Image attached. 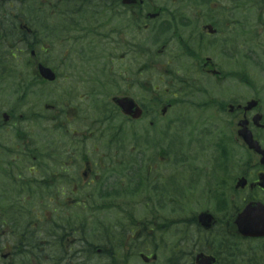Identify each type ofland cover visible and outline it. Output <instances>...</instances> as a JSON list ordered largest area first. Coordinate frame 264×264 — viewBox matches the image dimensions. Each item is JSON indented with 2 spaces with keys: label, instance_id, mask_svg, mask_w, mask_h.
Segmentation results:
<instances>
[{
  "label": "flooded vegetation",
  "instance_id": "1",
  "mask_svg": "<svg viewBox=\"0 0 264 264\" xmlns=\"http://www.w3.org/2000/svg\"><path fill=\"white\" fill-rule=\"evenodd\" d=\"M0 8L13 14L0 17V264H132L139 258L113 249L128 254L141 234L161 230L169 242L148 243H178L173 264H196L198 253L211 264H264V254L241 250L251 239L235 224L246 206L264 208V0ZM143 71L160 74L147 83L158 94L143 93ZM114 98L132 100L141 118L124 116ZM177 138L187 143L181 171ZM177 192L183 211L195 204L212 216L200 250L190 245L197 231L177 235Z\"/></svg>",
  "mask_w": 264,
  "mask_h": 264
},
{
  "label": "water",
  "instance_id": "2",
  "mask_svg": "<svg viewBox=\"0 0 264 264\" xmlns=\"http://www.w3.org/2000/svg\"><path fill=\"white\" fill-rule=\"evenodd\" d=\"M122 1H123V4H127V5L134 4L135 2V0H122ZM43 75L47 77L49 80L54 79V76H52L48 70H43ZM119 104L125 113H129L131 111V105L128 104L127 102L119 101Z\"/></svg>",
  "mask_w": 264,
  "mask_h": 264
},
{
  "label": "bare ground",
  "instance_id": "3",
  "mask_svg": "<svg viewBox=\"0 0 264 264\" xmlns=\"http://www.w3.org/2000/svg\"><path fill=\"white\" fill-rule=\"evenodd\" d=\"M180 174L181 173H177L176 174V177L175 178H178V177H180ZM192 176L193 177H198L199 175H198V173H197V171H196V169H193L192 170ZM183 192H177L176 194H175V201H176V204H177V206H179V207H181V208H183L187 203H185L184 202V200H183ZM184 214L185 215H190V214H192V211H184Z\"/></svg>",
  "mask_w": 264,
  "mask_h": 264
},
{
  "label": "rangeland",
  "instance_id": "4",
  "mask_svg": "<svg viewBox=\"0 0 264 264\" xmlns=\"http://www.w3.org/2000/svg\"><path fill=\"white\" fill-rule=\"evenodd\" d=\"M52 1H55V0H52ZM33 17H35V16H33ZM157 77H158V74H156V73H153V74H151V73H144V74L142 75V79H144V80H147V79L155 80ZM139 94H141L142 96H144L143 93H140V92H139ZM194 210L196 211L197 209H194ZM143 214H145V212H142V211L139 209V218H140V219H142ZM178 214H179V213L176 212V213H175V217H176ZM146 217H147V215H146ZM147 256H149V255L147 254ZM160 258L163 259L162 256H160ZM132 264H142V263L134 262V263H132ZM157 264H164V260H161V261H160L159 263H157Z\"/></svg>",
  "mask_w": 264,
  "mask_h": 264
}]
</instances>
